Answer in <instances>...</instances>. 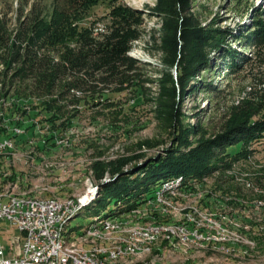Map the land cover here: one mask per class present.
<instances>
[{
    "label": "rangeland",
    "instance_id": "rangeland-1",
    "mask_svg": "<svg viewBox=\"0 0 264 264\" xmlns=\"http://www.w3.org/2000/svg\"><path fill=\"white\" fill-rule=\"evenodd\" d=\"M51 3L0 0V13L8 12L13 31L21 6L28 13L33 5L44 9ZM118 6L132 9L143 23V37L129 53L137 61L130 83L72 91L56 104L48 97L19 99L18 86L3 85L7 53L0 49V128L5 130L0 142H11L0 150V194L75 205L78 210L69 221L73 235L90 229L97 217L130 226L119 228L114 237L125 227L162 230L150 254L133 256L129 263L264 264V139L244 147L251 151L249 158L228 169V159L215 158L201 179H168L174 181L167 190L162 188L167 180L153 184V194H142L130 211L134 200L119 201L106 188L117 177L106 174L98 181L93 168L96 162L133 160L125 169L131 180L149 160L174 149L189 153L233 126V108L264 70V57L246 49L242 40L255 21L264 22V0H100L77 15L82 20L73 27V44L85 29L105 32ZM186 25L194 29L184 37ZM215 31L225 32V49L247 57L237 71L227 69L222 53H211V71L194 64L211 49L199 36ZM195 68L200 70L192 76ZM193 84L197 87L191 90ZM210 84L216 94L207 92ZM37 115L47 121L30 135L25 129ZM13 133L27 134L28 141L13 139ZM240 150L231 147L227 153ZM102 229L99 225L97 232ZM18 237L15 228L0 222V247L7 254Z\"/></svg>",
    "mask_w": 264,
    "mask_h": 264
},
{
    "label": "trees",
    "instance_id": "trees-1",
    "mask_svg": "<svg viewBox=\"0 0 264 264\" xmlns=\"http://www.w3.org/2000/svg\"><path fill=\"white\" fill-rule=\"evenodd\" d=\"M99 1L52 0L44 9L33 5L28 13H25V8L21 6L16 20L17 27L13 31L10 28L8 12L0 13V49H5L7 53L3 58L7 67L4 73L7 80L3 85L9 83L11 88L18 86L15 96L19 99L36 98L40 101L48 97L56 104L67 100L72 91H85L89 88L94 90L101 85L130 83L137 61L129 53L134 43L143 37L141 31L143 23L132 9L114 7L109 14L111 25L105 32L95 35L92 29H85L73 44L72 40L75 37L72 33L73 27L82 20L81 18L78 20L77 15ZM193 29L186 25L184 37ZM224 33L215 31L214 35L199 36L203 41H208L211 49L197 61L198 64H194L199 68L203 67L206 72L211 71L214 67L213 56H210L212 52L222 53L223 61L230 72L237 71L241 63L247 62V57H241L242 55L232 48H224L223 43L226 39ZM242 36L246 49L251 47L255 49L257 56H261L262 60L264 22L255 21L251 29ZM171 38L175 45V35H171ZM199 70L195 68L190 74L194 76ZM195 87L197 84H193L191 90ZM207 92L216 94L217 88L210 84ZM54 97L58 99L54 100ZM233 111H236L233 126H229L215 140L203 143L189 153L174 149L162 158L149 160L137 167L136 177L131 180L126 176L125 169L133 160L96 162L93 166L96 179L102 181L106 174L117 177L115 182L106 185V188L110 189V193L119 201L134 200V204L126 209L130 211L132 207L139 205L137 200L142 194L146 196L153 194V184L159 186L162 184L161 181L167 180L162 184L164 186L174 181L168 179L175 177H183L185 180L201 179L213 169L208 162L215 158L223 162L228 159L229 163L224 166L225 169L237 161L246 160L251 151L243 148L264 139V70L258 73L246 97L233 108ZM24 114L28 117L27 112ZM38 118V115L31 118V122L35 121V124L29 122L25 129L26 133L35 135L40 131L39 125L44 127L47 120ZM17 126L22 128L24 124L17 123ZM0 132L4 133L5 130L0 128ZM17 137H20L22 142L28 141L27 134L19 136L13 133L12 138ZM237 146H241L239 152L227 153L229 148ZM97 219L104 220L101 217Z\"/></svg>",
    "mask_w": 264,
    "mask_h": 264
},
{
    "label": "bare ground",
    "instance_id": "bare-ground-1",
    "mask_svg": "<svg viewBox=\"0 0 264 264\" xmlns=\"http://www.w3.org/2000/svg\"><path fill=\"white\" fill-rule=\"evenodd\" d=\"M10 144V141L0 142V150L3 151L10 146ZM168 183L163 186L164 190L166 187L171 186V184ZM21 202H48L56 206H72V204H62L54 200L17 197L7 193L0 194V205L11 203L21 204ZM77 210L76 206L72 207V211L67 213L65 217H62L57 226L56 239L58 246L63 256L67 258L80 257L84 259V261L93 264H133L128 261L133 258V256L150 254L152 245L157 240V236L162 233V230H157L156 227L129 228V225H124L114 219H97L94 223L95 227H93L94 224H92L93 226H90V229H85L84 232L73 235L71 230H69V221ZM99 225L103 229L97 232ZM122 226L129 227H125L124 230L120 232L121 234L119 236L114 237L113 235L118 233L116 231ZM88 241L91 244H88ZM99 242H102V244H98ZM103 242H106V245H104ZM143 264L153 263L145 262Z\"/></svg>",
    "mask_w": 264,
    "mask_h": 264
},
{
    "label": "built area",
    "instance_id": "built-area-1",
    "mask_svg": "<svg viewBox=\"0 0 264 264\" xmlns=\"http://www.w3.org/2000/svg\"><path fill=\"white\" fill-rule=\"evenodd\" d=\"M74 206L48 202L0 205V222H7L21 235L19 252L13 257L6 258L5 249L0 247V264H93L80 257L63 256L58 246L57 226Z\"/></svg>",
    "mask_w": 264,
    "mask_h": 264
},
{
    "label": "crops",
    "instance_id": "crops-1",
    "mask_svg": "<svg viewBox=\"0 0 264 264\" xmlns=\"http://www.w3.org/2000/svg\"><path fill=\"white\" fill-rule=\"evenodd\" d=\"M1 222H4V221H1ZM20 245H21V238H19V237L18 238H14L13 242H12V247H11L13 249V251L10 250V254H7L5 252V257L6 258L13 257L16 252L17 253L19 252Z\"/></svg>",
    "mask_w": 264,
    "mask_h": 264
}]
</instances>
